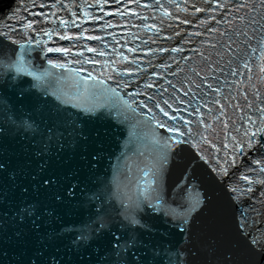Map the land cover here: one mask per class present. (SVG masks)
Masks as SVG:
<instances>
[{
	"label": "water",
	"instance_id": "obj_1",
	"mask_svg": "<svg viewBox=\"0 0 264 264\" xmlns=\"http://www.w3.org/2000/svg\"><path fill=\"white\" fill-rule=\"evenodd\" d=\"M12 54L0 49V264H238L223 246L228 217L208 212L221 222L209 240L103 109L72 87L76 103L52 105Z\"/></svg>",
	"mask_w": 264,
	"mask_h": 264
},
{
	"label": "snow or ice",
	"instance_id": "obj_2",
	"mask_svg": "<svg viewBox=\"0 0 264 264\" xmlns=\"http://www.w3.org/2000/svg\"><path fill=\"white\" fill-rule=\"evenodd\" d=\"M117 3H120V0H116ZM134 2H139V0H134ZM46 5H40L41 8L45 7ZM56 4L50 5L48 7H56ZM233 7V9L236 12H245V14H247V10L249 8V4L247 3V0H240L239 3L236 2V0H233V3L231 5ZM61 7H63L61 5ZM229 7V5H226L224 3H219L217 2L216 4V8L217 9H221V10H227V8ZM259 7L262 11H264V0H259ZM103 10V9H101ZM186 10V9H185ZM195 12L197 13H201L204 11H209L210 10V6L209 8H200V7H194ZM128 9H127V5L125 6V11H119V9L117 10V14L120 16H124L126 15ZM211 11H215V9H211ZM251 11L252 12H256L257 11V7L256 4L253 3L251 5ZM167 14V13H165ZM37 15L39 17L42 18L43 23H49V22H58V24L64 28H67L69 24H71L73 27L76 28H80L81 25L77 23L76 19H72V20H66L64 18H59L56 16L55 12H51L48 14H45L44 12H40L38 14H34ZM73 17H76V13L73 12L71 14ZM108 15H112V13H108ZM84 17H91V19L95 20V19H103V17H95V16H91V14L89 12H85L84 13ZM147 19V18H145ZM212 19H215V16H212ZM238 19H244V17H238ZM261 19H264V16L261 17ZM40 19L37 20H28L26 22H21L22 23V27L23 30L25 32L28 31H32V32H37V26L42 22ZM182 23H189L188 20H184L182 21ZM202 23H206V21H202ZM259 21L255 20V19H251L248 22V26L250 27L251 25H256L258 24ZM113 25L111 23L107 24L106 27H112ZM6 28H8L7 31L4 32H0V49H5V48H15L17 45L19 47V51L18 54L16 56V59L14 60L13 64L11 65V67H13L16 72L18 73H26L28 75H31L32 77H34L36 80L38 81H44L47 78L51 77L53 75V73L45 68L43 70L36 68L33 69V67L31 66V64L28 62V60L26 59V57L32 52L33 50V46L38 47L40 49V51L42 53H44L45 58H47V55L49 53H62L64 55H70L72 50L70 48H63V47H46V45L48 44L49 41H52L53 36H59V38L61 40H81V39H86V40H101L102 37L100 36H95V35H85V33L87 32V29H84L83 31L79 32L76 35H69V34H62L60 31H57L56 28H50L48 30H45L43 28H40L38 31V37L34 38L31 35H27L26 37H21L24 42L21 43L20 40L17 39H13V36L16 35L17 33V29L15 28H11L9 26H5ZM145 28H148L152 31H156L159 32V29L157 28V26L155 24L153 25H144ZM261 29L264 30V24L260 25ZM209 31H218V29H208ZM253 32V39L255 38V29H252ZM177 36H179L180 34L177 32L175 33ZM241 35H245V33L243 31H241L240 33ZM194 35H201V33H195ZM46 37V39H45ZM10 42V43H9ZM250 45V41L248 42ZM262 43H264V41H262ZM213 47H215L213 45ZM87 52L90 53H96L98 50L96 48H92V47H87L86 48ZM129 51L131 52H135L137 51L136 48H130ZM151 51V50H150ZM156 51H160V52H165L168 51V49H164V48H160L157 49ZM172 52H181L182 49L177 47V48H172L171 49ZM256 49H252V52L255 53ZM100 56H104L106 55L105 52L100 51L99 52ZM201 55H203L201 53ZM77 57H84L83 59H75L74 61H71L72 63H77V64H96L99 63L98 60L92 59V58H87L85 57V53L84 51H79L76 53ZM261 56L262 58H264V51L261 52ZM120 58L122 60H127L128 58L126 56H124L122 53L120 54ZM174 60V57L172 58ZM185 59H187V57H185ZM48 65L51 66V68H60V69H65L68 68V64L66 63H62V62H55L51 59L47 60ZM132 63H136L135 60L132 61ZM159 67L167 69L170 67V65L167 64H162L159 65ZM245 68H248L249 65L248 63L244 64ZM114 72H116L117 70L115 68L112 69ZM69 72H76V73H80L85 71V69L83 67L79 68V69H71L68 68ZM136 72H143L144 70L137 67L135 69ZM262 71H264V68H262ZM133 74V70L131 68L125 69V71L123 72H117V75L119 76H130ZM152 76H160V73L153 71ZM172 75H176V73H172ZM111 78V77H109ZM146 78L147 77L146 75ZM84 81H88V80H93L96 81L97 83H100V81L97 79V77L94 76H84L83 77ZM165 83H167L170 87L171 85V81H168L165 79ZM206 83V81H205ZM156 85L154 83H145L144 84V88L145 89H149V88H153ZM117 87L118 88H128L129 87V83L127 81H118L117 82ZM160 90L162 93H166L167 89H165L163 87V85H160ZM197 88L201 87V85H196ZM208 89L213 90L215 92H219L220 89L216 88V89H212V85L211 84H207ZM175 90V89H174ZM88 91L87 86L85 87V92ZM103 91H107V92H111L114 95H116V89L113 88H107V89H103ZM141 92H134V93H130L129 95L131 96V103L135 104L137 103V101L135 100L136 96L141 95ZM147 100L149 102H151L153 104V106L159 110V112L163 115V117L168 118L169 121H173V122H178V121H182L183 122V126L188 127V125L191 123V121L185 120V118L182 115H176V114H170L169 111H167L165 109V107L161 106V102H158L156 99V96H147V93H143ZM189 95V93L187 91L184 92V96L187 97ZM169 100H171L172 102L170 103ZM22 102V101H20ZM65 103H68V100L64 101ZM124 103L127 105L128 101H124ZM140 103L143 104V107L146 108L148 110V113H152L153 112V108L149 107L148 103H144L143 101H141ZM162 103L164 105L167 106V108L172 109L173 108V104L175 103H179V104H185L188 103V106L191 107V101H185L184 99L178 98V97H170L169 99H164L162 100ZM216 103L219 104V101L217 100ZM264 103V102H262ZM207 106V105H205ZM221 109L224 108V105L220 106ZM253 105L252 104H248V108H252ZM88 110V109H85ZM188 109L185 108L184 111H187ZM133 111H135V109H133ZM174 111L176 113H179L180 109L176 108L174 109ZM241 111H243V109H241ZM256 112L260 113L261 115L259 117H257L255 120L252 118V116H248L247 118V127H244V124L241 123V128H243V134L240 137V139H237V136H232L231 137V144H232V148L230 150V152H226L225 156L223 157V164H220L219 158L217 160V163L220 164V168H221V173L223 175H228L229 172V167H235L236 166V162H237V158L238 157H242L244 155H246V149L247 150H255V151H260L261 149H264V107H260V108H256L255 109ZM199 112V109H194L192 114H196ZM224 113L221 112V115H223ZM202 115V114H201ZM50 116V125H55L57 123V121L62 119L61 113L58 109L53 110L52 112H50L49 114ZM151 119L154 120L156 122V126L160 129H166L168 133H172V136H169L166 139V142L164 144V148L168 147V143H175V144H180L181 140L179 138H177V134L179 137H183L185 136V132L181 131L180 126L178 124H174L173 126H169L168 124H166L165 122H163L160 119H157V117L155 115L151 116ZM217 119H219V117H217ZM200 123H204V121L201 119L199 121ZM224 127H228V122L224 121ZM29 127H31V125H29ZM205 127H207V125H205ZM188 132H191V128L188 127ZM201 139H205L204 137H201ZM227 139V137H226ZM210 143V142H209ZM213 148L216 147L215 144L211 145ZM223 149H227L228 148V144H224L222 146ZM218 152L220 151V149L217 150ZM166 161V157H163L161 162H160V166L162 167L163 163ZM256 164H262L264 163V161H260L257 160L255 161ZM158 170V169H157ZM249 171L254 172L255 169H249ZM261 173H264V167H262L260 169ZM145 177L149 176L148 172L144 173ZM155 175V173H153V176ZM241 179L246 182V184L249 185V187L246 189V191L248 193H253V187L252 185L254 184H258L259 186H261L262 188H264V179H258V180H253L251 179L248 175H242ZM150 183L155 184L156 181L155 179H152L150 181ZM233 191H235V189H233ZM261 198L264 199V192H261ZM252 210L255 211V208L252 207ZM101 227H103V225H101ZM116 240H119L118 237L115 238ZM255 242H252V245H254ZM262 251H264V247H262Z\"/></svg>",
	"mask_w": 264,
	"mask_h": 264
},
{
	"label": "bare ground",
	"instance_id": "obj_3",
	"mask_svg": "<svg viewBox=\"0 0 264 264\" xmlns=\"http://www.w3.org/2000/svg\"><path fill=\"white\" fill-rule=\"evenodd\" d=\"M10 0H0V8L9 3Z\"/></svg>",
	"mask_w": 264,
	"mask_h": 264
}]
</instances>
